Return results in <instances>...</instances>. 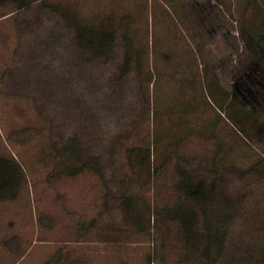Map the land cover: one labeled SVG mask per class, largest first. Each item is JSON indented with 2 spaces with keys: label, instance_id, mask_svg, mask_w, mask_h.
I'll return each mask as SVG.
<instances>
[{
  "label": "rangeland",
  "instance_id": "374dc122",
  "mask_svg": "<svg viewBox=\"0 0 264 264\" xmlns=\"http://www.w3.org/2000/svg\"><path fill=\"white\" fill-rule=\"evenodd\" d=\"M114 1L49 0L103 25ZM119 1L132 5L133 14L118 23L116 57L84 61L74 27L50 5L36 0L7 13L12 5L0 0V153L15 155L26 172L17 199L0 201V264H148L149 252L155 264L156 250L167 260L162 264L188 262L181 224L157 212L179 199L174 184L180 157L196 177H219L237 206L221 258L192 254L193 264H264V141L250 140L224 112L215 123V110L207 108L197 111L194 131L159 171L152 167L158 153L145 165L139 150L129 151L152 143L155 106L183 98L181 80L173 75L179 67L186 79L201 81L215 70L241 102L264 108V69L244 28L253 9L245 0H157L154 6L155 0ZM162 6L176 37L165 38L160 20L155 46L152 14ZM124 44L141 72L133 64L122 73ZM188 47L197 58L192 71L181 63L190 58ZM155 62L162 75L148 80L145 70L154 71ZM17 132L28 138L9 139ZM70 137L86 158L99 161L103 177L88 169L59 176L51 187L49 176L59 162L55 145ZM125 192L135 197V217H150V235L131 232ZM76 218L91 227L83 241L76 239Z\"/></svg>",
  "mask_w": 264,
  "mask_h": 264
},
{
  "label": "trees",
  "instance_id": "16d2710c",
  "mask_svg": "<svg viewBox=\"0 0 264 264\" xmlns=\"http://www.w3.org/2000/svg\"><path fill=\"white\" fill-rule=\"evenodd\" d=\"M33 1L36 0H7V3L12 5L11 10L7 13L21 9ZM42 1L43 4L50 5L52 9L58 11L69 26L74 27L75 46L82 60L104 59L110 61L116 57L119 38L118 23L126 21L128 17L132 16V5H124L119 0H115L111 3L109 24L103 25L86 21L75 10L65 8L62 4L51 5L49 0ZM245 1L248 8L253 9L254 14L250 19L246 18L245 21L247 22L244 21V28L252 37L250 41L256 49L255 55L257 56L258 64L263 70L264 0ZM155 2L157 0L154 1L153 6ZM145 7L147 9V5ZM166 11L167 8L164 6L155 14L153 10L152 27L155 46L159 43L157 28L160 24H162L161 29L166 33V39L169 38V35L171 37L169 39L173 42L175 40L174 37H176V34H173L168 28ZM160 20L162 23L159 24ZM147 22L149 23V20ZM171 44L173 45V43ZM124 46L125 63L122 67V73L125 74L132 69L133 64H137L136 68L141 72V63L136 60L138 58L131 52L127 44H124ZM189 49L190 47L184 52L186 51L185 53L190 58L187 57L186 61L181 60V63L182 65L187 63L190 67L191 64L197 65V58L193 56V53L189 54ZM181 69V67L176 68L173 75L181 80L178 93L181 97L184 95L183 98L178 100L175 98L167 106H155L153 111L154 130L152 143L149 142L147 143L148 145L144 146L133 145L129 148L131 153L135 152V148L139 150L142 164H150V156L156 152L159 156L152 167L154 171H159L164 164L176 156L186 136L195 129L193 119L199 109H214L216 112L215 123L219 118L223 117L224 112L250 140L264 141V108L255 110L241 102L235 93L221 82L219 74L215 70L209 74L205 81H201L196 78L186 79L184 71L182 72ZM189 69L191 70V67ZM161 75L162 72L157 62H155L154 71L145 70V76L148 80H151L154 76L157 78L161 77ZM197 83L199 84L198 87ZM145 100L148 104L149 98L147 97ZM197 116L199 117V114ZM14 137L22 140L28 138L25 134L17 132L15 135H10L9 139L15 140ZM55 148L59 156V162L49 176L51 187H55L59 176L66 174L77 175L88 169L94 170L103 177L99 161L86 158L83 155V150L76 137H70L62 146L56 147L55 145ZM179 159L180 161L176 162L178 178L174 184L175 189L179 192V199L174 204L158 207L157 212L163 214L165 219L176 218L181 224L185 255L189 256L187 258L188 262H186L187 260H181L182 264H193L194 260L190 256L192 254H199L207 261L220 259L223 255L224 238L234 217L237 215V206L226 193L223 185L220 184L221 179L219 177H211L210 182L208 178H198L194 167L191 168L189 164H182L181 157ZM262 171L264 175V169ZM25 177L24 167L15 155L10 152L0 153V201L17 199ZM125 193L122 204L126 217L132 222L131 232L136 237L150 235V217L147 218L145 215L135 217L134 212L138 207L135 197L132 194ZM58 195L62 196V194ZM62 206L66 207L64 203ZM145 213L150 215L149 205L145 206ZM76 222V239L83 241L89 236L91 227L83 224L78 218H76ZM157 222L159 221L156 220V224ZM155 231L157 232V228ZM160 240L161 244L164 245L165 238ZM154 261L155 264H162L163 261L167 260L164 259L163 255L159 256L156 250ZM147 262L152 264V252L148 253ZM44 264L54 263L53 260H48Z\"/></svg>",
  "mask_w": 264,
  "mask_h": 264
}]
</instances>
